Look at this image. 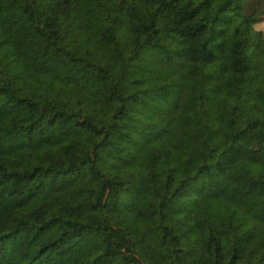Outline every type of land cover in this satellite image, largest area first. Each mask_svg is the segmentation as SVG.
Masks as SVG:
<instances>
[{
  "label": "trees",
  "instance_id": "16d2710c",
  "mask_svg": "<svg viewBox=\"0 0 264 264\" xmlns=\"http://www.w3.org/2000/svg\"><path fill=\"white\" fill-rule=\"evenodd\" d=\"M264 0H0V264H264Z\"/></svg>",
  "mask_w": 264,
  "mask_h": 264
},
{
  "label": "rangeland",
  "instance_id": "374dc122",
  "mask_svg": "<svg viewBox=\"0 0 264 264\" xmlns=\"http://www.w3.org/2000/svg\"><path fill=\"white\" fill-rule=\"evenodd\" d=\"M254 36L264 35V15L259 16L252 26Z\"/></svg>",
  "mask_w": 264,
  "mask_h": 264
}]
</instances>
